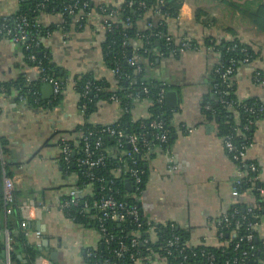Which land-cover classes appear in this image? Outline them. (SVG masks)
Instances as JSON below:
<instances>
[{"label":"crops","instance_id":"crops-1","mask_svg":"<svg viewBox=\"0 0 264 264\" xmlns=\"http://www.w3.org/2000/svg\"><path fill=\"white\" fill-rule=\"evenodd\" d=\"M93 1L100 7L121 0ZM261 4L264 5V0H182L179 15L166 20V31L175 37H190L200 49L183 51L177 56L161 55L157 49L158 58L145 68L146 78L177 91L178 101L171 108L176 132L170 144L166 148L156 146L153 155L147 156L148 176L140 199L142 212L157 224L176 223L189 234L188 241L194 247L225 244L218 238L214 221L235 204L249 205L254 200L250 190L234 195L239 167L225 150L217 121L204 112V103L213 96V70L221 59L204 42L209 36L229 37L233 30L259 52L254 61L238 68L233 82L237 98H256L264 103V84L256 82L254 77L256 71L264 70V28L244 15L245 10L253 12ZM18 9L19 0H0V20ZM199 9L208 17H197ZM152 15L147 13L138 22L140 29H146ZM102 20L94 11L81 29L76 19L66 25L61 13L41 15L40 21L45 26L55 24L56 29L45 41L53 61L67 69L71 78L59 105H50L54 94L46 83L40 92L49 106L38 109L18 100L17 91L0 95V136L9 139L10 153L6 159L19 164L14 168L15 185L22 192L21 204L28 205L21 215L29 220L31 232L40 230L42 239H49L51 248L42 253L55 264H93L86 260L85 252L101 243L95 226L78 224L60 209L63 197L77 184V176L63 171L58 141L61 135L72 138L75 128L86 121L111 124L123 112L121 103L102 100L87 118L73 86L72 77L90 72L97 79H105L111 88L118 87L103 54ZM160 44L157 40V45ZM22 75L35 80L38 71L25 62L21 46L14 47L9 38L0 37V81L15 80ZM151 105L147 97L135 99L131 108L133 118H149ZM187 127L193 131L184 130ZM245 160L258 165L260 182L264 185V117L255 120ZM171 165L176 168L171 170ZM2 175L1 169L0 187ZM6 219L5 213L0 215V236L6 228ZM256 230L264 241V214ZM28 237L37 242L34 233ZM52 251L56 252L55 258H51ZM135 264L144 263L137 260ZM153 264L166 263L157 260Z\"/></svg>","mask_w":264,"mask_h":264},{"label":"trees","instance_id":"trees-1","mask_svg":"<svg viewBox=\"0 0 264 264\" xmlns=\"http://www.w3.org/2000/svg\"><path fill=\"white\" fill-rule=\"evenodd\" d=\"M88 1L90 2V5L85 11L87 12L91 10L93 13L95 11L102 16L100 13V7L96 6L93 0ZM70 3L71 0H19L18 11L9 17L15 19L20 16H25L30 22L31 34L35 40H29L28 43L30 44V48L27 49L26 46H22V51L25 62L29 67L38 71V76L35 80L29 81L28 76L26 75H22L15 80L0 81V95L11 94L12 92L17 91L18 100L21 99L22 102H26V104L31 108L38 109L42 106H49L47 101L42 99L41 95L40 102H36L37 96L35 91L40 92L41 86L45 83L43 81L44 76H53L60 81H63L65 86L61 94L53 97L50 105L57 106L61 103L63 94L71 78L67 69L53 61V55L50 51V47H48L45 43L48 38V33L56 29L54 26L55 24L45 26L41 23L40 17L43 13H61L64 16L65 24H71L75 21L76 16L74 14H70L66 10V6ZM117 5L120 7L119 13L109 19L110 26L104 31L102 48L105 61L110 69H119L117 74H115L118 87L116 89L111 88L110 84L105 79H97L90 72L77 74L72 77V81L80 96L79 106L82 110L84 108L83 111L85 112L87 118L98 109L100 101H112L111 96L113 95H116L119 98L123 112L121 116L111 124H92L86 121L85 123L77 126V128H75V130L71 133L73 134V137L67 140L72 147L75 148L77 152L76 156H78L82 152L83 142L79 135L74 136V134H78L80 131H84L85 133L91 131L93 133L90 137L91 146H93L92 144L96 138H101L103 145L99 150L105 151V161L104 164H100L91 171L94 172L96 178L104 177L105 181L104 183H100L96 179L92 180L88 176L87 173L89 170L85 166L71 164L68 168V164L63 159L62 154H60L59 163L65 173L75 174L77 176V185L83 186L82 189H85L86 186H89L90 184L93 185L94 189L92 193L88 192L82 194L81 200H90V198H93V194L94 198H97V196H100L106 190L111 189L117 200L126 201L129 205L137 203L142 212L140 201H136L132 197L124 196V194L131 192L126 185L127 179H129L128 175L122 173L120 176L116 177L113 173V169L121 164L120 160H122L123 163L126 162L128 164H131L132 162V158L127 155V152H132L133 148L127 143V136L135 135L138 138L140 145H142L143 139L150 142L152 147L145 157L144 154L142 156V153L147 151V147L141 148V154L133 153V157L138 158L139 165L145 170L143 184V187H145L148 176L146 161L147 156L153 155V151L156 146L166 148L170 144L172 137L176 132V129L171 122L172 109L169 108L166 103L160 104L157 102L158 93L160 89L165 86V84L156 80L147 79L145 76V68L147 64L156 61L158 58L155 54L157 49H159L160 52H163L164 55L177 56L180 54L179 47L176 43H172L169 46L164 39H161V44L158 46L157 40L159 39L156 36V33L161 29L166 31V20L170 17H177L179 15L182 0H121L116 4L103 5L108 9L105 15H109V12L114 10ZM149 12L153 13V15L147 20L150 25H147L146 29H140L138 22ZM244 15L248 16L253 23L258 24L260 28H264L263 4H261L259 8L253 12L245 10ZM201 16L207 15L199 9L197 11V17ZM2 23L3 19L0 20V26ZM86 24L87 18L78 22V25L82 27L81 29H83ZM138 42H140V44H138ZM204 45L206 48H212V51L218 52L221 56L220 62L215 66L212 74L213 96L208 98L204 103V112L209 118L217 121L218 130L222 136L226 137L230 134L233 135V140L236 144L250 142L252 141V129L255 120L264 117V114L254 116L250 114L251 112H249L247 108L264 103L256 98L246 100H240L237 98L234 92L233 77L238 68L242 64H246L244 59L247 56H249L250 61L252 62L258 56L259 52H257L252 45L242 41L233 30H231V35L229 37H207ZM135 52L141 56V61L139 62L141 71H137L136 66L132 67L127 61V59L131 56L130 54ZM32 53L36 56L35 61L30 59V54ZM221 65L223 67H221ZM230 65L234 66V72L229 78V86H223V89L228 94L223 96V100H221L220 96L215 93L213 87L215 84H218L220 88H222V74L225 71V68ZM218 68L220 69L217 70ZM259 71L261 73L262 80H264V70ZM142 83L148 86V94L143 93ZM88 84L91 85V90L85 96L84 93ZM136 93H140L141 97H147L152 101L150 108L151 116L149 118L139 120H135L133 118L131 108L136 98ZM207 104L211 105L210 109L206 108ZM249 118H253L254 122L248 129H245L244 126ZM159 120H162L165 127L171 130L168 142L163 143L162 145L158 140H155L153 134H158L161 130L151 126L153 121ZM108 127L115 128L116 130H122L125 136L118 137L110 135L107 131H105ZM236 131H240V134H237ZM9 144V139L0 136V156H3V159L6 162V174L10 177H14V168L19 164H14L11 160L6 159L7 155L10 153ZM58 144L60 146V140L58 141ZM248 163L249 162L247 161L246 164ZM244 169H247V167H244ZM110 180H113V182L110 183ZM101 185H104V190H101ZM250 185L251 184L247 183L246 180H243V185L241 186L240 191L247 190ZM262 185L263 184L260 181L256 184L257 187H262ZM20 196H22V192L16 189L14 203L6 205L4 202V191L1 186L0 215L2 217L6 208L12 209L11 214H8L6 219V228L10 231L11 236L12 264H35L36 258L42 254V251L39 247H37L36 243L25 234L21 226L24 219L22 218L20 211ZM255 197L261 208L256 209L253 212H248V208L250 207L249 205L235 204L229 210V212L238 210V213L236 217L233 218V221L237 219L242 221L243 216H246L248 220H256V215L262 217L264 214V201L261 192L256 190ZM65 198L66 196L63 197L62 201ZM93 213L94 212H91V214ZM65 215L68 218H71L70 216L73 217L74 215L76 218H74L73 221L78 224L95 226V219L92 216H89V214L84 215L79 213L77 209L70 208V211H65ZM147 221V218L143 217L142 225L138 226L136 223L131 221V218H129L126 222L121 223L108 220L106 222V226L108 231L114 235V238L108 246L105 243H100L98 248L87 250L85 252L86 260L93 264H102L105 258H109L114 264H135L136 261L130 256L131 252H127L122 259H115L113 253L110 252V249L117 248L120 240L130 245L132 239L137 237L140 239V243L137 245L136 249L141 251V254H143L146 246L145 244H141V242H143L144 238L150 235V225H148ZM234 228L236 230L234 235L226 229L224 235L220 237L221 241L226 242L225 244L217 247L199 246L188 249L186 251L188 259L182 264H209L205 259L200 258L199 256H193L194 250L198 252L201 250L211 252L215 255V261L213 264H222L227 258L235 254V245L240 240V237L249 233L243 223L238 226L234 223ZM169 230L170 228L168 225L159 224L157 226V232L160 239L155 241L153 244L154 248L159 247L164 238V231L168 232ZM175 232L180 234L182 240L188 241L189 234L184 230L177 227ZM252 232L254 234L253 240L249 243L245 240L242 241L241 249H248L253 246L254 248L251 250L253 255L249 258V264H264V241L260 238L256 229ZM4 246L5 236L2 231V235L0 236V256L3 252ZM136 249L131 248V251H136ZM89 251H92L94 256L88 257L87 254ZM181 261L182 256L174 253L170 256L169 264H180Z\"/></svg>","mask_w":264,"mask_h":264},{"label":"built area","instance_id":"built-area-1","mask_svg":"<svg viewBox=\"0 0 264 264\" xmlns=\"http://www.w3.org/2000/svg\"><path fill=\"white\" fill-rule=\"evenodd\" d=\"M90 2L88 0H71V3L66 6V10L70 14H74L76 16L77 22H79L82 19L87 18L89 20L91 18L92 12L85 11L87 8H89ZM101 14L103 16L102 20V29L105 31L109 26V19L112 16H116L119 13L120 7L119 5L116 6L114 10H111L109 12V15H105L108 9L105 6H100ZM150 25V24H149ZM30 22L27 20L25 16H20L18 18H12V17H5L3 18V23L0 26V37H7L10 39L12 45L14 47L16 46H26V48H30V44L28 43L29 40L34 41L35 38L32 37L30 30ZM51 32L48 33V37L50 36ZM156 36L159 40L164 39L167 42V45H171L172 43H176L179 47V51H187L191 49L199 50L200 48L194 43V41L190 37H175L171 34H169L165 30H159L156 33ZM208 50H212V48H207ZM174 52V51H173ZM173 54V53H172ZM161 55H164L163 52H161ZM30 59L35 61L36 56L32 53L30 54ZM128 63L134 67L136 66L137 71H141V66L139 65V62L141 61V56L137 54L136 52L131 54V56L127 59ZM244 62L246 64H249L250 58L247 56L244 59ZM221 67H223L221 65ZM218 68L217 70H219ZM42 70V69H41ZM40 70V71H41ZM114 74H117L119 71L118 68L112 69ZM234 72V66L230 65L225 68V71L222 74V88L218 84L214 85L215 93L220 96V99L223 100V96L228 94L224 89L223 86L227 85L229 86L230 81L229 78ZM130 77V76H128ZM255 81L258 83H263L264 80H262L260 71L255 72ZM30 79L28 78V81ZM43 81L45 83H49L53 86V94L54 97L58 96L63 92L64 88V82L60 81L59 79L53 77V76H44ZM74 86V83H73ZM142 91L144 94L149 93V88L146 84L142 83ZM74 89L76 90V87L74 86ZM91 90V85L88 84L86 86V91L84 95L86 96ZM167 86H163L157 97V102L160 104L166 103V92H167ZM35 94L37 96L36 102H40V95L41 92L35 91ZM135 99L140 98V93L135 94ZM112 101H116L120 103L119 98L116 95L111 96ZM52 101V100H51ZM152 102V101H151ZM86 107V106H84ZM207 109L211 108L210 104L206 105ZM250 114L254 116H258L261 114H264V104L258 105V106H251L247 108ZM84 110V108H83ZM254 122L253 118H249L247 123L245 124L244 128L248 129L249 126ZM152 127L157 128L161 130L160 133L154 134L155 140H158L161 145L163 143H167L169 140V133L171 130L165 127V124L162 120L159 121H153L151 124ZM184 130H187L189 132H192V128H184ZM110 135L112 136H118L123 137L125 136L124 132L122 130H116L115 128L108 127L105 129ZM237 134H240V131H236ZM91 134H93L91 131L85 133L84 131L78 132V134H75V136L79 135L83 142V148L81 154L76 156L77 152L74 147L67 141L68 139H71V137L67 135H61L59 136L60 140V149L61 154L63 156V159L68 164L67 167L72 165H78V166H85L88 168L89 172L87 173L88 176L93 180L96 179L100 183H104L105 178L104 177H95L94 172L91 170L100 164H104L105 161V151L99 150L102 145L103 141L101 138H96L94 140V143L91 146L90 137ZM73 137V136H72ZM127 143L130 144L133 148L132 152H127V155L132 158L131 164L122 162L118 165L116 168L113 169V173L116 175V177L120 176L122 173L127 174L128 178L127 182L131 183V192L124 194L125 197H132L136 201H140L141 196L144 192L145 187H143L144 184V174L145 170L139 165L138 158L133 157V153L141 154V148L147 147V151L142 153V156L144 154L147 155L149 153V150L152 147V144L146 140L142 141V145L139 144L138 138L135 135H129L127 136ZM224 143H225V150L230 156V158L235 162L239 167V172L234 180V195H239L243 191H240L241 186L243 185V180H246L247 183H250L251 185L248 187L247 190H250V192L254 196V200L251 204H249L248 212H253L256 209L261 208L260 204L257 203L256 197H255V191H260L263 197L264 201V185L262 187H257L256 184L258 181H260V175H259V167L254 162H249L246 164L245 156L246 151L248 147L251 145L250 142H245L242 144H236L233 140V135H228L224 137ZM98 152V153H96ZM97 154V155H95ZM1 161V169H2V189L4 191V202L7 204L14 203L15 201V191H16V185H15V178L10 177L6 174L5 170V160L3 159V156H0ZM171 170L175 169V165L169 166ZM244 167H247V169H244ZM254 173V174H251ZM113 180H110V183H112ZM83 186L81 185H75L74 188L70 189L68 194L66 195V198L61 201L60 209L64 212L70 211V208L77 209L79 213L82 214H89V216H92L95 219V227L99 231L101 236V243H105L107 246L111 243V240L114 238V235L108 231V228L106 226V222L108 220H112L114 222H126L129 218H131V221L133 223H136L138 226L142 225V218L145 217L144 214L141 212L139 205L137 203L129 205L126 201H119L115 197L114 193L111 191V189L106 190L104 193H102L100 196H97V198H94V194L92 195L93 198L90 200L85 199L81 200V195L85 193H92L94 187L92 184L89 186H86L85 189H82ZM90 188L89 190H87ZM104 185H101V190H104ZM87 191V192H86ZM116 193V192H115ZM28 205L21 204L20 210L21 213L23 210L27 209ZM12 209L6 208L4 213L6 216L8 214H11ZM91 212H94L91 214ZM238 213V210H234L233 212H225L222 216L217 218L214 222V226L217 230L218 238L222 237L225 230L227 229L231 234H235L236 230L234 228V223L236 225L245 224L246 229L249 231L248 234L241 236L240 240L235 245V254L229 258H227L222 264H249V258L253 255L251 250H253V246L249 247L248 249L242 248L241 249V242L246 241L247 243L251 242L254 238L253 230L257 228V226L260 223L259 218L261 217L259 215H256V220H248L246 216L242 217L241 220H235L233 221V218L236 217ZM70 215V214H69ZM71 220H74L76 218L74 215L73 217L70 216ZM24 219L21 223V226L27 236H30L32 233L35 234V237L37 239L36 245L37 247L42 246L43 241V233L40 230H36L34 232H31L32 229L29 226V220L26 217H23ZM149 227V233L150 235L144 238L143 242L141 244H145L146 248L144 249V253L141 254V251L137 250L136 247L140 243V239L137 237H134L131 241V244H126L123 241L118 242V247L110 249V252L113 253L115 259H122L127 252H131V258L135 261L141 260L144 264H153L157 260H162L166 264L170 263V256H172L174 253L182 256V261L180 264L186 262L188 259V254L186 251L188 249L194 248L189 241L182 240L180 234L176 233V228L178 227L176 223L169 222L164 223L162 225H168L170 230L168 232L164 231V238L161 241L159 247L154 248L153 244L156 240L160 239V236H158L157 232V226L160 224H157L156 222L147 219ZM4 236H5V246L3 248L4 256H0V264H12L11 261V236L10 231L5 228L3 230ZM131 248L136 249V251H131ZM43 252V251H42ZM88 257L94 256L92 251H89L87 254ZM193 256H199L200 258L205 259L208 261L209 264H213L215 261V255L211 252H207L205 250H201L200 252L194 250ZM35 264H55L52 262L46 255L43 253L39 255L36 258ZM102 264H114L109 258H105Z\"/></svg>","mask_w":264,"mask_h":264},{"label":"water","instance_id":"water-1","mask_svg":"<svg viewBox=\"0 0 264 264\" xmlns=\"http://www.w3.org/2000/svg\"><path fill=\"white\" fill-rule=\"evenodd\" d=\"M131 55V54H130ZM45 86H47V88H51L53 89V86L49 83H46ZM177 101H178V93L175 90H167L166 92V104L168 107L170 108H174L177 105ZM0 177H1V168H0ZM127 187L129 189H131V183L127 182ZM50 241L49 239H43L42 241V246L39 248L41 251H43L44 249H46L47 251L50 250ZM2 256H4V251L1 254ZM56 252L52 251L51 252V258H55Z\"/></svg>","mask_w":264,"mask_h":264}]
</instances>
